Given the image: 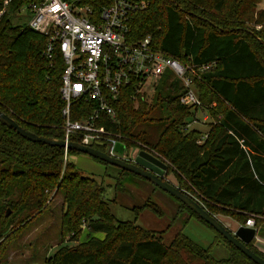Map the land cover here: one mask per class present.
Wrapping results in <instances>:
<instances>
[{
	"label": "trees",
	"instance_id": "trees-1",
	"mask_svg": "<svg viewBox=\"0 0 264 264\" xmlns=\"http://www.w3.org/2000/svg\"><path fill=\"white\" fill-rule=\"evenodd\" d=\"M26 1L12 0L0 18V111L36 136L63 140L62 59H47L45 38L9 20ZM128 1L147 3L129 16L130 42L149 36L167 55L209 66L195 80L209 128L204 139L199 130L187 129L186 120L197 108L180 104L182 87L170 82L169 74L162 76L150 101L132 100L123 91L114 102L116 121L104 125L122 133L126 145L152 151L148 153L172 169L178 190L197 194L210 215L224 214L239 226L259 218L253 228L264 238V62L251 47L253 43L264 52V9L256 10L264 0H213L209 10L205 0ZM151 122H164L165 127L147 143L142 126ZM79 154L66 152L67 158ZM58 191L63 194L61 239H74L84 227L104 236L59 247L49 264H254L180 202L214 232L215 245H223L226 258L213 257L210 249L182 234L166 245L134 222L114 224L102 184L64 160L62 148L30 142L0 123V256L6 241L16 238ZM254 244L246 247L264 260Z\"/></svg>",
	"mask_w": 264,
	"mask_h": 264
},
{
	"label": "built area",
	"instance_id": "built-area-1",
	"mask_svg": "<svg viewBox=\"0 0 264 264\" xmlns=\"http://www.w3.org/2000/svg\"><path fill=\"white\" fill-rule=\"evenodd\" d=\"M11 1H1L0 18ZM146 5L128 0H28L14 12L29 11L32 18L27 26L45 38L46 58L57 55L62 59L60 114L66 143L99 146L107 155L130 163L134 158L129 152H152L126 145L122 133L104 124L116 121L114 102L123 91L129 92L132 100H148V93L153 96L165 74L182 87V106L202 110L195 80H200L208 65L183 63L155 48L149 36L130 42L129 16ZM192 117L196 123V113ZM208 119L205 113L201 121ZM186 127L189 129L190 123ZM118 144L123 146L122 154L117 153ZM63 150L66 160L68 150ZM253 225L248 218L244 226Z\"/></svg>",
	"mask_w": 264,
	"mask_h": 264
},
{
	"label": "rangeland",
	"instance_id": "rangeland-1",
	"mask_svg": "<svg viewBox=\"0 0 264 264\" xmlns=\"http://www.w3.org/2000/svg\"><path fill=\"white\" fill-rule=\"evenodd\" d=\"M231 2L233 0H230ZM214 5L213 0H205V7L208 10ZM264 9V1L257 6L258 10ZM32 18V14L23 10L10 15L9 20L13 26H27ZM249 30H259L260 27L249 26ZM252 49L257 56L264 62V52L255 44L251 43ZM152 98L148 93V100ZM205 111L196 112V123L193 117L186 120L190 123L189 129H197L202 134L208 130V119L205 123L201 121ZM165 127L164 122H151L142 126L144 139L147 143L155 141L160 131ZM132 158L137 156L138 151L134 150ZM76 168L87 177H92L101 183L104 189L103 197L108 203L110 214L114 224L117 222H134L137 226L161 237L163 242L168 245L178 234L184 235L192 243L203 249H210V253L217 259L227 257V251L223 245H215L214 232L180 207L179 202L143 178L128 173L123 175L119 169L95 162L91 157L79 154L73 158ZM171 168L164 175V180L177 187L178 183L173 175ZM200 204V197L195 193H190ZM63 204V194L61 191L52 193L47 200L46 208L42 209L35 218L26 221L25 227L6 241L7 246L0 256V264H49L50 257L61 246L75 247L79 243L85 242L90 238L102 239V233L89 231L86 227L82 233L74 239L67 236L60 238V216ZM136 210V211H135ZM221 223L232 222L234 228L237 222L232 221L224 214L214 216ZM253 222L254 219L251 217ZM259 218L256 219V221ZM238 224V223H237ZM236 224V225H237ZM239 225V224H238ZM21 228L16 227L15 230ZM2 239L0 240V243ZM220 244V243H219ZM1 246V245H0Z\"/></svg>",
	"mask_w": 264,
	"mask_h": 264
},
{
	"label": "water",
	"instance_id": "water-1",
	"mask_svg": "<svg viewBox=\"0 0 264 264\" xmlns=\"http://www.w3.org/2000/svg\"><path fill=\"white\" fill-rule=\"evenodd\" d=\"M0 123L15 131L20 137L34 143H41L59 148H67L69 151H75L91 158L98 159L107 165L114 166L120 170L138 176L158 187L162 191L168 193L178 202L196 214L202 221L213 228L219 235L223 237L229 244L233 245L245 257L251 260L254 264H264V260L250 251L246 245L256 239V230L245 226H239L236 230H229V224L221 223L214 216L210 215L196 200L182 193L178 188L166 180L164 175L168 170V166L149 154L148 152H138L134 157V162H126L120 158L111 157L104 152H100L94 148L82 146L77 143H66L64 140H53L49 138L36 136L22 129L12 118L8 117L0 111ZM117 153L122 154L123 146L118 144L116 147ZM9 212L6 213L8 216Z\"/></svg>",
	"mask_w": 264,
	"mask_h": 264
},
{
	"label": "crops",
	"instance_id": "crops-1",
	"mask_svg": "<svg viewBox=\"0 0 264 264\" xmlns=\"http://www.w3.org/2000/svg\"><path fill=\"white\" fill-rule=\"evenodd\" d=\"M75 156H70V157H68V161L69 162H71V163H73L74 164V161H73V158H74ZM227 224H229V230H231V231H234V230H236L238 227H239V225L237 224H235V226H234V228H231L232 227V222H226ZM254 246L260 251V252H262L263 254H264V238H262V237H260V236H258V233H257V231H256V239H255V244H254Z\"/></svg>",
	"mask_w": 264,
	"mask_h": 264
}]
</instances>
